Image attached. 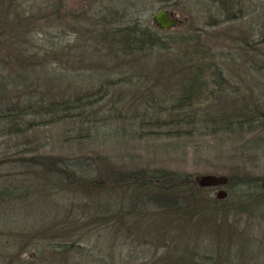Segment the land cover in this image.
I'll list each match as a JSON object with an SVG mask.
<instances>
[{
    "label": "rangeland",
    "instance_id": "obj_1",
    "mask_svg": "<svg viewBox=\"0 0 264 264\" xmlns=\"http://www.w3.org/2000/svg\"><path fill=\"white\" fill-rule=\"evenodd\" d=\"M89 1L68 0L67 10L63 7V11L57 12L54 7L39 5V0H0V28L7 27L15 11L22 10L41 29H48L54 41L59 35L63 44L73 45L71 55L64 54L59 63L49 59L46 66L64 77L61 82H53V91L58 96H84L97 88L99 79L76 74L81 70L78 65L94 66L85 64L95 60L92 58L95 55L89 54V30L83 18ZM244 1L245 16L234 20H222L215 15L214 8L206 12L193 0H176V6L165 7L183 19L180 26L164 31L165 44L174 51L193 39L196 42L192 41L191 46L201 45L207 49L204 55L212 57L216 71L200 73V81L205 83L203 100L209 99L211 93L226 97V104L233 110L239 107L242 98L247 103L241 129L231 128L225 138L217 132V125L202 122L203 112L215 110L211 105L210 111L206 107L203 112L201 108L205 106L195 105L196 115L190 124L175 123L176 117L170 113L176 111L168 108L175 107L179 84L184 79L181 68L157 69L146 75L143 71L131 73L128 68L121 73H107L102 80L109 85L100 99L94 100L97 102L91 113L100 118L94 123L85 117L33 122L28 132L17 135L4 129L0 122L1 177L25 169L17 159L40 154L87 158L93 165L89 167L91 175L102 179L108 178V171L146 170L176 172L190 176L193 181L202 173L230 177L225 184L202 187L195 214L165 210L148 201L145 206L134 205L135 201H142L123 189L112 194L100 190L96 203L103 210L99 214L110 218L100 223L87 210L92 200L83 193L68 192L65 200L58 193L51 197L34 193L30 199L18 202L23 214L8 215L0 210V220L18 217L10 223L13 231L11 227L2 228L0 223V234L4 231V235L17 236L25 225L47 229L57 240L74 244L67 252L59 249L54 255L59 260L63 257L59 264H264V189L258 187L259 182H264V0ZM159 4L156 0L144 4L143 25L153 24L152 15ZM49 12L55 16L53 24L47 22L45 15ZM215 16V23L207 25L206 21ZM41 29H31L28 34L32 48L24 53L27 59L22 52L18 55L21 69L27 73H34L32 51L41 42ZM243 34L246 42L240 38ZM158 54L152 59L159 63L175 59L173 52ZM9 72L7 68L0 69V99L5 95L12 97L24 88L11 80L17 79L16 72ZM38 72L36 68L35 76ZM30 85L33 89L36 84ZM25 139L29 144H24ZM220 188L227 194L219 199L215 192ZM109 196L115 198L119 210L112 206L110 210L104 209ZM190 201L194 199L184 201L183 205ZM54 250L58 249L28 248L21 258L32 255L31 264H44L41 258L46 252L52 258ZM41 252L45 253L40 256Z\"/></svg>",
    "mask_w": 264,
    "mask_h": 264
},
{
    "label": "trees",
    "instance_id": "obj_2",
    "mask_svg": "<svg viewBox=\"0 0 264 264\" xmlns=\"http://www.w3.org/2000/svg\"><path fill=\"white\" fill-rule=\"evenodd\" d=\"M39 1H41L37 2L39 5L54 7L57 12L63 11L61 10L63 7L65 8L64 11H66L69 7L68 4H70L68 0L66 2L65 0H58L57 2L53 0L52 2L50 0ZM147 1H89L86 9V18H83L84 20L86 19V28L89 30V40L87 42L89 54H94L95 56H92V58L95 60L85 62V64L93 63L94 66L78 65V70H81L76 74H79L80 77L87 75L91 79H99V81L95 91L89 92L84 96L74 95L72 97L58 96L54 93L53 82H61L64 77L61 72L49 71L46 66L49 64V59L59 63L60 59L66 56L64 54H70L69 52L73 50V45L67 44V42L63 44L59 39V35L56 37L57 41H54L49 36L51 34L50 31L41 29L38 26L39 24L31 19L30 14L24 15L22 10L15 11L14 16L8 19V26L0 28V69L7 68L10 70L9 73L16 72L15 76L17 79L13 77L11 80L16 83L15 85L24 86V88L21 92H19V89L15 93L16 95L12 97L5 95L0 99V122L3 124V128L9 129L11 133L20 135L22 132H28L32 128L33 122L52 123L65 118L81 120V117H85V119L92 120V123H94L100 119L91 113H94L93 105L97 102L94 100L100 99L99 97L104 94L105 88L109 85L107 81L102 80V77L106 76L107 73L115 71L121 73L128 68L131 73L140 72L142 74L143 71L146 75L157 69L181 68V70H178L184 72L181 76L184 79L179 84L180 90L178 97H176L175 107L168 108L170 111H176L170 113L173 114V117H176L175 123L190 124V121L196 115L194 109L197 106L195 105L202 104V106H205L201 108L202 110L200 109L202 112L206 111V107L210 111V105L212 110L215 109L209 114L203 112L201 118L202 122L203 120L206 123L208 122L207 125H217V132L221 138H225L224 134H230L231 128L235 129V131L241 129L242 121H244L243 113L246 112L247 107L245 100L243 101L242 98L239 107L234 110L230 109V105L226 104V97H219L211 93L209 99L203 100L205 83L200 81V73L204 70L216 71L212 57L209 59L208 54L204 55L207 49H203L201 45H199L200 48L191 46L192 41L196 42L193 39L185 47H177L172 51V47L164 42L162 34L165 30L153 25V20V24H148L149 26L141 23L142 11ZM156 1L160 3L157 8L168 5L176 6L177 4L176 0ZM193 1L205 8L206 12L214 8L215 15H220L222 20L241 18L247 12L244 0ZM45 16L48 19V21L46 20L48 23L53 24L55 22L53 12H49ZM215 18L216 16L207 20L206 24H214V20H217ZM33 21L34 25L32 24ZM31 29H41L43 37L41 42L39 41L38 49L35 48L32 51L35 54L32 57L34 73H27L21 69L22 60L18 55H21L20 53L22 52L24 56L26 50L31 51L32 45H30L28 36ZM187 37L190 38V36ZM240 38L245 40V42L247 41L244 34ZM24 42L25 44H23ZM158 52H165V54L173 52V58L175 59H172L169 63L154 61L152 56L157 54V57H159ZM25 58L27 59V57ZM16 61L17 63L13 64ZM173 64L176 67H172ZM36 68L39 70L37 76H35ZM216 76L219 77L218 74ZM32 83L36 84L33 89L30 85ZM109 109L111 108L108 107ZM57 117L59 118L56 119ZM24 144H29V141L25 139ZM17 160L20 161V165H25V169L18 170L16 173L11 174L10 177L5 174L2 177L0 175V210L4 213L7 212L8 215H13L12 213L14 212L23 214L18 202L30 199L34 193L43 197H51L58 193L57 196H61L63 200L67 199L66 193L68 192L83 193L85 197L87 196L92 200L87 210L91 215L97 216L96 219L100 223L110 220V218L103 217L105 214H99L103 210L99 203H96V198L101 193L100 190L112 194L123 189V191L132 193L133 196H137L142 201H135V203H132L134 205L145 206V202L148 201L165 210L170 208L175 211L177 209L181 210V212L184 210L186 214H195L196 202L201 199L199 191L203 186H200L195 179L193 181L190 176L176 172L146 170L118 173L108 171L110 173L108 178L102 179L91 175L92 170L89 167L93 165L87 158L85 159L82 156L69 158L40 154L36 157H23ZM12 175L14 176L12 177ZM4 176L8 179H4ZM229 180L230 177H228ZM258 187L264 189V182H259ZM190 199H194V201L183 205L184 201ZM111 206L119 210L115 198L110 197L104 209L110 210ZM30 213L33 212L30 211ZM88 215L91 216L90 214ZM14 219V216L1 219L2 228L8 229L11 227L10 230L13 231V225L10 223L11 221L16 222L18 217L16 220ZM116 220L119 221L120 218H116ZM4 233V231H1L0 234V264H31L32 255L30 257L25 255L24 258H21V255L28 248L33 250V248L38 246L47 249L52 246L58 249L51 251L53 253L52 258H49L48 252H41L40 256L45 253L41 258L44 264H59L58 262L64 259L60 256L59 260V257L54 256L57 251L60 249V251L67 252L74 245L66 242V240H57L45 228L32 229L25 225L17 236H14L13 233L7 235H4ZM49 240L57 241L50 242ZM13 250L14 252H12Z\"/></svg>",
    "mask_w": 264,
    "mask_h": 264
},
{
    "label": "water",
    "instance_id": "obj_3",
    "mask_svg": "<svg viewBox=\"0 0 264 264\" xmlns=\"http://www.w3.org/2000/svg\"><path fill=\"white\" fill-rule=\"evenodd\" d=\"M152 20L154 25L162 30L180 26L183 23V19L179 18L176 11L165 7H161L155 11ZM195 180L200 186H214L225 184L228 178L222 174L202 173L197 174ZM226 194L227 191L222 188L215 192L216 197L219 199L226 196Z\"/></svg>",
    "mask_w": 264,
    "mask_h": 264
}]
</instances>
